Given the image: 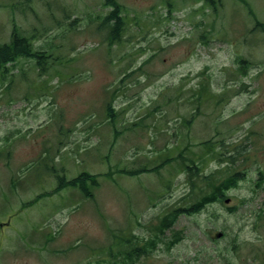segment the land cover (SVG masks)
Returning <instances> with one entry per match:
<instances>
[{"label":"rangeland","instance_id":"rangeland-1","mask_svg":"<svg viewBox=\"0 0 264 264\" xmlns=\"http://www.w3.org/2000/svg\"><path fill=\"white\" fill-rule=\"evenodd\" d=\"M114 1L120 33L106 0H0V36L47 56L0 69V264H112L113 233L147 240L175 213L178 241L140 264H264V3ZM235 172L222 202L180 213ZM83 173L91 197L59 187Z\"/></svg>","mask_w":264,"mask_h":264},{"label":"trees","instance_id":"trees-1","mask_svg":"<svg viewBox=\"0 0 264 264\" xmlns=\"http://www.w3.org/2000/svg\"><path fill=\"white\" fill-rule=\"evenodd\" d=\"M207 2H213L214 0H206ZM107 5L112 8L109 16L105 19V23L108 25L114 26V33H120L122 31L123 20L120 16L119 12L121 11L120 6L114 0H106ZM253 15V12H251ZM118 36H113L110 41L117 40ZM20 45V46H19ZM6 50L9 53L8 59L6 61L0 60V69H3L2 78L4 79V74L7 73L8 67L6 65L14 64L19 58H30L37 61V66L40 67L42 72H46L47 70V61L46 54L44 52H34L28 38H24L19 40L16 38V42L11 45V47H6ZM201 91H205V86L202 87ZM208 93V92H207ZM206 93V94H207ZM202 95V94H201ZM203 96V95H202ZM201 96V97H202ZM108 111L113 112V108L108 106ZM114 115L112 114V117ZM204 146V154L205 156L213 157V154L217 151L218 145L215 146L213 141H206L202 143ZM180 159V167L183 169V172L188 176L189 181L191 182V187L193 186V190L196 187V181L200 175V172L203 171L202 167H200L195 160L186 159L183 155L179 154ZM171 160V159H169ZM203 160V158H202ZM205 161V160H204ZM203 161L202 165H205ZM159 167L154 168V172L158 171ZM146 169L132 172L140 173L145 172ZM203 176V175H201ZM203 180L206 181V190L202 191V195L199 199L190 207V209H181L180 213H196L202 211L207 205L214 204L217 202H222L225 197V191H228L232 186H237V182L239 181V174L235 172V174L225 180L216 181L213 177L203 176ZM98 176L92 175L89 173H83L76 178H73L69 181H64L61 186H79L80 189L84 192L85 196H92V193L88 189V183L91 182L97 185ZM205 188V187H204ZM171 216H166L162 222L156 227L155 231H153L152 236L147 240L141 239L139 236H136L134 233L121 235V234H112L113 240L110 243V246L107 249L106 257L108 258V262L112 264H140L142 260L146 259V257L150 254V251H154L157 249V246L160 244L167 245V249H170L174 246V244L178 241V237L173 236L174 239L169 240V242H165L162 240L164 237L165 231L169 230L172 226V221L174 217H176V213Z\"/></svg>","mask_w":264,"mask_h":264},{"label":"flooded vegetation","instance_id":"flooded-vegetation-1","mask_svg":"<svg viewBox=\"0 0 264 264\" xmlns=\"http://www.w3.org/2000/svg\"><path fill=\"white\" fill-rule=\"evenodd\" d=\"M202 1H204L206 4L208 3L206 0H198V1H196V2H202ZM249 1V0H248ZM248 1H246V0H243V1H241L240 2V4L244 7V8H246V7H249V2ZM264 0H262V3H264L263 2ZM212 2V1H211ZM264 12V11H263ZM252 23V22H251ZM253 25H255V26H259V27H261V28H263L264 29V22H260V21H258L257 19L255 20V23L253 24ZM16 31H18L17 29H15V28H13V32H12V41L11 42H9V41H6L4 38H2L1 36H0V60L1 61H6L7 59H8V56H9V53H8V51L6 50V47H11V45H13L15 42H16V38L18 37V39L19 40H21V39H24V38H26V37H22V36H20ZM20 46V45H19ZM240 63H244V62H242V61H240Z\"/></svg>","mask_w":264,"mask_h":264},{"label":"water","instance_id":"water-1","mask_svg":"<svg viewBox=\"0 0 264 264\" xmlns=\"http://www.w3.org/2000/svg\"><path fill=\"white\" fill-rule=\"evenodd\" d=\"M225 202L228 204V203H230V200H226ZM221 236H222V233H219L216 235L217 238H220Z\"/></svg>","mask_w":264,"mask_h":264}]
</instances>
